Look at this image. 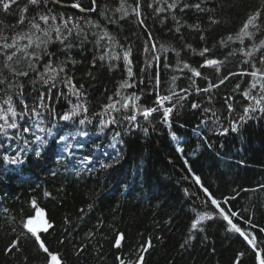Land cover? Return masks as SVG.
Returning <instances> with one entry per match:
<instances>
[{
	"label": "trees",
	"instance_id": "1",
	"mask_svg": "<svg viewBox=\"0 0 264 264\" xmlns=\"http://www.w3.org/2000/svg\"><path fill=\"white\" fill-rule=\"evenodd\" d=\"M76 2L85 9L91 7V0H60L63 4L49 3L48 7L55 14L78 18L88 37L83 52L78 47L72 50L73 57L81 62L75 69L70 66L77 87L83 85L82 97H71V102L83 104L87 112L67 122H53L51 113H46L41 126L51 128L53 135L46 137L48 143L41 155H35L33 148L38 142H34L20 163L0 160V264H47L46 254L23 227L27 218L34 220L41 211L51 227L38 234L49 250L59 255L62 264H118L117 256L125 261L135 259L141 246L149 241L151 247L144 253V264H235L240 252L244 254L240 264H255L251 247L239 234L227 231V223L218 216L203 189L207 188L221 207L239 212L242 219L234 218L233 222L255 235L258 248L264 250V232L260 231L264 229V114L258 111L236 131L221 134L224 128L230 129L232 119L243 115L249 103L243 93L256 83L250 75L229 74L256 70L245 63L250 58L244 52L264 41V0H205L203 13L195 9L182 13L180 8L155 13L146 4L164 7L163 0H141L144 7L139 19L143 25L133 13L119 19L121 14L113 11L119 0H97L100 7L95 13L64 6ZM25 3L27 0L14 5L9 14L0 12V27L14 25L17 9ZM126 3L129 10L134 6L133 0ZM257 11L261 15L256 27L248 29L252 35L241 43L237 36L242 22ZM209 17L216 23H211ZM110 18L117 23H109ZM87 20L100 27H92ZM105 31L108 37L100 40L105 47H94L95 39L103 37ZM205 48L209 53L202 57ZM105 51L119 58L97 59L93 67V56ZM125 51L129 52L130 63L123 58ZM254 55H264V50ZM208 58L220 63L201 68ZM252 63L264 68L256 60ZM129 68L132 76L128 75ZM193 69L201 76H195ZM225 77L228 79L221 85ZM122 83L130 86L121 88ZM210 84L217 87L197 91ZM261 85L264 79L251 89L253 96L259 97ZM32 92V84L25 81L29 105ZM157 94L172 95L163 105L173 108L167 123L162 120V108L148 120L140 115L144 108L156 106ZM134 96L139 97L136 107L113 112L117 123L101 124V117L109 118L102 111L109 97L123 102ZM228 96L232 97V113L224 103ZM193 102L201 107L193 109ZM50 107L59 116L71 106L66 99L57 100L53 92ZM17 108L22 110L19 104ZM134 113L136 122L130 124L123 119ZM85 116L88 122L81 125L79 121ZM36 134L45 137L38 128ZM25 136L33 141L31 135ZM60 136L66 140L59 141ZM8 143L12 145L8 150L11 154L19 150L15 140L6 141V149ZM66 143L72 145L67 152L63 151ZM197 177L200 184L196 183ZM33 200L35 209L30 203ZM199 212L213 218L194 231L190 222ZM249 219L252 226L246 222ZM120 234L124 239L117 249L115 237ZM17 238L19 251L5 254L6 244Z\"/></svg>",
	"mask_w": 264,
	"mask_h": 264
},
{
	"label": "snow or ice",
	"instance_id": "2",
	"mask_svg": "<svg viewBox=\"0 0 264 264\" xmlns=\"http://www.w3.org/2000/svg\"><path fill=\"white\" fill-rule=\"evenodd\" d=\"M23 0H0V12L9 14L10 10L14 5H20ZM115 3V0H113ZM154 2H159V0H154ZM205 0H198L196 3L187 2V0H172L171 3L168 0H163L164 7H154L153 2L147 3L146 7L152 9L155 13H165L168 10H174L180 8L183 13L187 9H195L197 13L205 12V9L201 7ZM49 3L60 4V0H27V3L23 7L17 9V19L14 25H5L0 27V160L5 163L18 164L21 162L22 155L28 150V148L34 142H38L36 147L33 148L35 155L39 157L41 155V149L44 145L48 143L46 137L52 136V129L42 127L43 116L46 113H51V120L53 122L58 121H69L74 120V118L80 115L82 112L86 113L87 108L81 104H72L71 97H76L79 100L83 95V85L77 87L75 77V71H70V66L75 69V66L81 61H77L73 55L72 50L74 48H79L80 52L84 51V42L88 40L87 35L84 34L85 30L81 26V21L78 18L71 16L65 17L64 13L55 14L52 8H49ZM134 6L130 8L126 3V0H119L117 7L113 9L115 13H120L119 19H124L130 16V13L135 14L138 19V23L143 25V20L139 19L142 16V7L144 5L141 0H133ZM183 4V7L180 5ZM71 7L77 8L80 11L98 12L100 5L97 0H91V7L85 9L81 6L79 2L73 3ZM31 10V16H29ZM108 9L105 8L104 12ZM104 12L99 13L104 15ZM261 15L260 11L255 12L252 15L247 16V18L242 22V26L239 29V35L237 39L241 40L243 43L244 37H250L252 33L248 31L250 27H256V20ZM75 19V22H73ZM175 20V16H173ZM211 23H216L214 19L209 17ZM3 22L0 21V24ZM87 24L92 25L94 28H99V23H95L91 20L86 21ZM109 23H117L116 19H109ZM176 31L179 32L180 28L177 27ZM104 37H108L107 31L104 32V36L99 39H95L94 47L104 48L105 45L100 43V40ZM203 39V37H201ZM110 39V37H109ZM151 34H149V40H151ZM232 37L229 36L228 40ZM79 41V44L75 42ZM155 45H152L154 48ZM52 49H55L53 51ZM264 50V41H261L260 45L253 46L252 51L244 52V49H240L244 52V55L249 57L245 63L251 64L256 70L251 72H241V73H230L229 75H250L256 80V83L251 84V89H255L259 83V79H264V68H256V64L252 63L253 60L259 62V64L264 65V55L256 56L254 53ZM209 53V49L205 48L200 54L202 57ZM234 53H230L232 55ZM129 52H124V60L130 63L128 60ZM116 55H111L107 51L103 54L93 56L92 66L95 67L97 59L104 61L105 59H117ZM220 61L216 58H208L203 60V64L200 65L201 68L214 66L219 64ZM185 68L189 67L187 64L184 65ZM193 74L197 77L201 76V72L193 69ZM91 75V73H89ZM128 75L132 76L131 68L128 69ZM228 77L220 80L222 85ZM25 81L29 82L33 86V92L29 95L32 98V103L29 105L28 97L24 94ZM39 83L40 87L37 88L36 84ZM156 84H159V76L156 77ZM127 83H122L121 88L129 87ZM217 87V85L210 84L208 88L197 89V91L207 92L211 88ZM59 91H56L57 89ZM239 88V85H237ZM64 89H67L65 92ZM251 89L246 90L243 93V97L246 101H249L248 105L243 108V115L239 119H232L230 122V129L224 128L221 134H226L229 130L236 131L237 126L241 123L246 122L248 119L253 118V116L259 111L264 114V85H261V92L259 97L253 96L251 94ZM155 91V86L153 88ZM183 91V90H182ZM55 92L57 100L60 98L68 100L70 104V109L66 111L63 115L57 116L55 114L54 107H50V101L52 94ZM119 95V93H116ZM151 94V93H149ZM174 95V94H173ZM109 103L102 106V111H106L108 119L105 120L103 117L100 118L101 124L107 126L108 124L117 123L115 116L112 115L113 112L119 113L121 108L128 109L130 107H136L135 100L139 97L134 96L129 100H114L113 97H109ZM123 99V98H122ZM172 95L160 97L157 94V99L154 102L155 107L144 108L140 115L144 117L145 120L154 113H159L161 108L163 110V122L167 123L170 118V114L173 112L172 107H163L165 101H170ZM183 99V97L181 98ZM211 99V98H209ZM48 101L46 103L45 101ZM224 103L227 105V111L232 113L234 111L232 97L228 96ZM21 106L22 110H18L17 105ZM193 109H198L201 107L200 104L193 102L191 104ZM210 109H205L207 112ZM215 115V113H213ZM123 119L127 120L130 124L137 121V115L134 113L131 116L125 115ZM87 121V117L80 119L79 123L84 125ZM52 127H56V123H53ZM37 128L40 132L45 134V137L37 135ZM9 130H15L10 132ZM25 134H29L33 137V141L27 139ZM85 133H81L84 135ZM118 136L119 133H116ZM15 140L17 142V148L19 150L11 154L8 150L12 148L11 143L7 144V149L5 148L6 141ZM65 136H60L59 141H65ZM20 141H23V147H20ZM58 141V143H59ZM71 144L63 145V151L67 152L71 148ZM182 151L181 149H177ZM109 164H102L101 167H110ZM196 183L200 184L199 177L196 178ZM264 187V186H262ZM205 196L211 200V204L215 206L216 213L220 218H222L228 225L227 231L239 234L246 243L251 247L255 254V264H264V250L258 248V241L255 235L246 232L241 227L234 223V218H241L240 213L232 210L231 208L221 207V202L212 197V194L207 188L203 189ZM49 193H45L48 196ZM33 209L36 207V201L30 202ZM227 204V199L224 201ZM195 211V209H193ZM38 220H33L27 218L23 227L30 233L39 246V249L46 254L47 264H62V260L59 255L53 253L45 245V243L40 239L39 231H47L51 227L50 224L44 219L43 212H37ZM207 212L197 213L190 222V228L194 231H199L198 225L203 221L212 219ZM242 219V218H241ZM250 226L251 220L246 221ZM254 227V226H253ZM15 230H13L14 232ZM264 232V229H260ZM91 235V234H89ZM124 239L123 234L117 235L115 237L114 247L117 249L122 247V241ZM19 238L10 240L5 248L4 253L11 255L14 251L18 252ZM151 247V242L149 241L147 245H142L139 251V256L135 259H129L125 261L123 256H117L116 260L118 264H144V253L147 249ZM243 252L237 254L235 264H240V258L243 256Z\"/></svg>",
	"mask_w": 264,
	"mask_h": 264
},
{
	"label": "water",
	"instance_id": "3",
	"mask_svg": "<svg viewBox=\"0 0 264 264\" xmlns=\"http://www.w3.org/2000/svg\"><path fill=\"white\" fill-rule=\"evenodd\" d=\"M60 4H63V3H60ZM72 4H64V6H71ZM74 8V7H73Z\"/></svg>",
	"mask_w": 264,
	"mask_h": 264
},
{
	"label": "rangeland",
	"instance_id": "4",
	"mask_svg": "<svg viewBox=\"0 0 264 264\" xmlns=\"http://www.w3.org/2000/svg\"><path fill=\"white\" fill-rule=\"evenodd\" d=\"M7 172H8V170H6ZM3 172H4V170H3ZM39 218L38 217H36L34 220H38Z\"/></svg>",
	"mask_w": 264,
	"mask_h": 264
}]
</instances>
